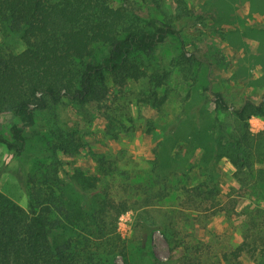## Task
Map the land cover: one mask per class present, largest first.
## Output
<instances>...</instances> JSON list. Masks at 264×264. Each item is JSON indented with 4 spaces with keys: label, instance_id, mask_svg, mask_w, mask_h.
Returning a JSON list of instances; mask_svg holds the SVG:
<instances>
[{
    "label": "trees",
    "instance_id": "obj_1",
    "mask_svg": "<svg viewBox=\"0 0 264 264\" xmlns=\"http://www.w3.org/2000/svg\"><path fill=\"white\" fill-rule=\"evenodd\" d=\"M113 2L0 0V33L19 38L24 45L18 54L0 51V118L10 114L18 119L9 135L0 130V144L22 156L25 132L35 126L37 112H54L65 100L78 110L102 103L111 93L109 78L120 91L130 82L145 79L149 93L142 102L161 110L168 94L160 96L158 90L167 85L170 72L149 68L145 58L178 33L177 19L143 18L127 0L118 6ZM183 57L189 60L187 54ZM214 111L218 116L212 126L200 124L185 139L186 150H202L196 167L206 179L182 188L185 203L199 212L221 207L212 173L223 158L234 167L233 178L241 193L262 188L264 194V169L256 168L264 162V131L253 134L250 127L252 118L264 120V99L260 103L247 99L233 108L218 95ZM177 124L169 125L167 133L172 134ZM75 133H58L54 152H78L82 145ZM155 156L152 174L159 189L129 184L133 190L120 198L110 191L109 183L101 185L102 175L77 171L61 177L60 164H54L51 173L37 164L27 177V209L0 194V264H116L118 257L134 264L128 242L118 231L122 215L139 212V249H145L155 230L168 236L167 231L172 232L157 224L151 208L170 195L172 179L179 173L171 171L162 177L157 152ZM94 159L100 171L109 164L102 156ZM176 168L181 167L171 169ZM257 211L259 216L246 228L243 241L223 254L224 262L234 264L248 256L254 264H264V210ZM164 218L173 219L168 213ZM171 226L175 230L172 222ZM139 258L142 264L145 258ZM190 258L188 264H209L201 257Z\"/></svg>",
    "mask_w": 264,
    "mask_h": 264
},
{
    "label": "rangeland",
    "instance_id": "obj_2",
    "mask_svg": "<svg viewBox=\"0 0 264 264\" xmlns=\"http://www.w3.org/2000/svg\"><path fill=\"white\" fill-rule=\"evenodd\" d=\"M113 1L114 6L121 3ZM127 5L143 18L177 19L178 33L145 58L149 68L170 72L167 85L158 90L160 96L168 94L166 103L158 110L142 102L149 93L145 79L130 82L120 91L109 78L111 93L102 103L78 110L65 100L54 112H37L35 126L25 132L22 156L0 144V194L27 209V177L37 164L48 167L50 173L54 164H60L61 177L77 171L102 175L101 185L109 183L110 191L119 198L131 193L129 184H143L156 191L159 186H154L152 171L157 152L162 177L171 171H178L179 176L172 179L170 195L156 201L151 212L157 224L170 228L175 236L167 230L169 236L155 230L144 243L145 249H139V212L122 215L118 231L128 242L131 262L140 264L139 256H143L142 264H188L194 256L209 264H228L223 254L243 241L246 228L259 216L257 210H264L262 188L241 193L233 178L234 167L223 158L212 173L220 189L221 207L208 212L194 210L185 203L182 188L196 185L206 176L196 167L202 150H186L189 145L185 139L200 124L212 126L218 116L214 111L218 95L233 108L247 99L263 101L264 0H127ZM23 49L19 38L0 33L1 52L18 54ZM17 122L10 114L1 116V132L9 135ZM176 122V129L168 134L169 125ZM250 127L253 134L260 133L264 120L254 117ZM68 130L76 131L75 139L82 146L74 154L55 153L57 134ZM94 156L104 157L109 164L100 171ZM175 165L181 168L171 169ZM256 168L264 169V162ZM165 213L173 217L175 230ZM116 264H125L123 258L118 257ZM234 264L254 263L243 256Z\"/></svg>",
    "mask_w": 264,
    "mask_h": 264
}]
</instances>
